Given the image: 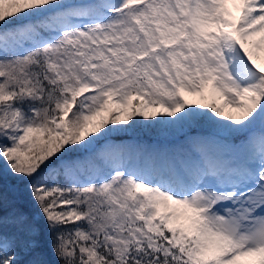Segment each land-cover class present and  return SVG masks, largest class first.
I'll use <instances>...</instances> for the list:
<instances>
[{"label": "snow or ice", "instance_id": "6c2138e0", "mask_svg": "<svg viewBox=\"0 0 264 264\" xmlns=\"http://www.w3.org/2000/svg\"><path fill=\"white\" fill-rule=\"evenodd\" d=\"M0 264H264V0H0Z\"/></svg>", "mask_w": 264, "mask_h": 264}, {"label": "rangeland", "instance_id": "374dc122", "mask_svg": "<svg viewBox=\"0 0 264 264\" xmlns=\"http://www.w3.org/2000/svg\"><path fill=\"white\" fill-rule=\"evenodd\" d=\"M190 99H198V97H190ZM227 111V110H226ZM141 132H144L148 135L150 134H155V132H149L147 130H142L140 129L138 133H136V135L134 136H131L132 135V131L128 132V133H121V134H118V137L117 138H120V139H124V140H138L139 142L143 143V144H146V145H152V146H169L171 145L172 143H174L176 141V139L178 138V134L177 135H174V136H169L168 138H162V137H155L152 141L150 142H144L142 141V138L140 136H137L139 135ZM173 141V142H171Z\"/></svg>", "mask_w": 264, "mask_h": 264}, {"label": "trees", "instance_id": "16d2710c", "mask_svg": "<svg viewBox=\"0 0 264 264\" xmlns=\"http://www.w3.org/2000/svg\"><path fill=\"white\" fill-rule=\"evenodd\" d=\"M136 132H139V130L133 131L132 133H136ZM143 133H144V132H143ZM144 136H145V137H149V136L151 137V135H148V134H146V133H144ZM150 137H149V138H150ZM7 182H10V181H9V178H6V183H7ZM20 189H21V190L19 191L18 196H19L21 202H22L26 207H30V205L28 204V200H27V194H26L25 191H23V186H22V185L20 186ZM40 225H43V223H42V219H41ZM49 259H53V260H54V257L49 256Z\"/></svg>", "mask_w": 264, "mask_h": 264}]
</instances>
